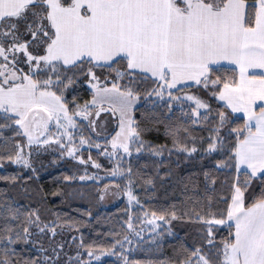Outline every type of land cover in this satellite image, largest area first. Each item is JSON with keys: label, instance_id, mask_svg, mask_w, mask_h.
Here are the masks:
<instances>
[{"label": "snow or ice", "instance_id": "snow-or-ice-1", "mask_svg": "<svg viewBox=\"0 0 264 264\" xmlns=\"http://www.w3.org/2000/svg\"><path fill=\"white\" fill-rule=\"evenodd\" d=\"M149 82L152 87L146 88ZM77 86L91 91L92 99L83 105L75 96L68 99ZM192 87L209 99L174 94ZM142 95L167 97L169 111L173 101L191 102L192 124L202 120L213 125L201 160L222 154L226 158L215 162V171L236 173L229 194L220 198L223 208L213 210L208 195L206 209L193 207L180 216L175 210L159 216L145 211L141 223L154 233L148 242L162 246L165 232L157 231V221L187 219L200 225L199 243L181 245L178 264H264V0H0V162L35 172V148L36 155L58 151L61 158L101 168L91 153L83 159L87 146L116 160L110 173L115 177L124 174L121 163L133 152L191 157L200 151L187 128L183 141L180 128L166 129L172 148L144 141L145 130L134 116ZM210 100L220 104L214 115ZM238 113L243 125L228 127ZM108 117L118 130L102 147L93 137L107 131ZM7 131L12 134L5 135ZM126 171L131 177L132 167ZM203 175L206 185L215 184L211 170ZM22 178L0 176L13 183ZM96 179L86 169L79 176L80 181ZM127 195L130 204L139 205L131 189ZM126 225L138 243L145 242L132 215ZM64 227L44 222L36 211L22 213L11 202L0 203V264H100L102 257L114 255L122 264H132L123 255L124 245L132 243L128 235L109 247L85 244L82 234L57 241V229ZM224 229L227 235L221 236ZM166 234L173 235L171 229ZM14 245L35 252L22 255L23 248L18 253Z\"/></svg>", "mask_w": 264, "mask_h": 264}, {"label": "trees", "instance_id": "trees-1", "mask_svg": "<svg viewBox=\"0 0 264 264\" xmlns=\"http://www.w3.org/2000/svg\"><path fill=\"white\" fill-rule=\"evenodd\" d=\"M145 87L150 88L152 85L149 82ZM184 90L206 100L209 99L206 93L199 91L196 87ZM72 96L76 97L77 104H81L91 98V91L86 86H77L74 92L68 94V99L71 100ZM210 103L214 115L220 104L215 100H210ZM134 116L140 128L145 130L142 139L151 145H166L167 148H172V137L166 134V129L180 128L181 140L183 141L190 133L195 138V147L200 150L191 157H188L186 153L176 152L169 156L167 151L163 156L156 157L144 150L124 160L121 167L125 169V172L116 182L121 192L126 181L131 180L132 188L139 201V205L134 209L129 211L124 200L103 207L99 199L100 190L105 184L110 183V180H102L98 183L80 181L78 178L82 175L85 165L68 157L51 161L46 155L33 160L32 165L36 169L35 172L13 165L7 160L0 162L3 163L0 176L11 177L19 174L23 177L14 183L0 180V203L11 202L12 207L20 208L22 213L36 211L44 222L56 221L57 224L65 225L63 230L57 229L60 233L56 237L57 241H67L72 236L79 239L82 234L85 244L95 243L104 247H109L115 239H123L125 235L129 236L130 232L126 225L129 215L133 216L134 222H137L145 211L149 215L155 211L159 216L168 215L175 210L180 216L184 211L193 207L197 210L206 209L208 195L212 197L213 210L223 208L224 205L220 203V198L229 194V188L236 173L234 169L215 171V162L226 158L222 154H213L211 158L201 160V152L207 147L206 138L213 125L202 120L200 123L192 124L195 118L189 111L184 112L174 106L169 111L166 100L155 101L152 97L145 99L143 95L137 104ZM231 119L234 122L228 127L242 126L244 123L240 116L232 115ZM184 128H187L189 133H185ZM223 131H227V128ZM11 134V131L5 133V135ZM16 139L23 142L22 137ZM187 144L188 147H192L193 141L188 140ZM90 152L103 168H110V162L106 158L94 151ZM3 154L7 155V153ZM83 158H87L86 150L83 151ZM129 166L132 167L131 177L126 171ZM206 170L212 171L215 184L206 185L203 175ZM166 173H171V175H165ZM65 176H75L76 179L66 181ZM149 178L152 179V184L145 183ZM54 193H61V195H54ZM68 193L72 195L69 196ZM197 200L200 201L199 204L196 203ZM199 227L200 225L188 222L187 219L172 220L170 224H164L160 230L165 232L160 242L161 247L145 240L132 250L126 252L123 249V255L127 256L132 264H178L179 259L183 257L181 245L191 247L199 243L197 235ZM76 228L79 231H76ZM168 229H171L173 235L166 234ZM220 235L226 236L227 230H222ZM43 243L45 247H48V237H44ZM13 247H16L18 253L23 248L22 255L25 256H30L35 252V249L31 247L24 248L22 245ZM70 251H75V245H72ZM2 255L3 253H0V256ZM100 264H122V260L115 255L102 257Z\"/></svg>", "mask_w": 264, "mask_h": 264}, {"label": "rangeland", "instance_id": "rangeland-1", "mask_svg": "<svg viewBox=\"0 0 264 264\" xmlns=\"http://www.w3.org/2000/svg\"><path fill=\"white\" fill-rule=\"evenodd\" d=\"M185 93L192 94V93H190L188 91H185V90L182 93H174V94L182 96ZM152 98L155 101H160V99L158 97L153 96ZM91 99H92V95H91V98L88 101H90ZM165 100L167 101V97H165ZM85 102L81 103L80 105H83ZM190 105H191V102H189V101H183V102L173 101L172 102V107L174 106V108L175 107L177 109L179 108L180 110H182L184 112L189 111V113L191 114ZM201 111H203V110H201ZM101 119H104V116H102ZM108 120L110 121V123H108V125H107V131L103 132L102 135L99 136V137H96V136L93 137V139L97 143L101 144L102 147L106 144V138L110 139L111 135H114V131L118 130V129H116V122L114 120H112L111 117H108ZM85 123H87V122L85 121ZM84 135L87 136V135H89V133L87 131H85ZM77 143H78V139H77ZM108 147H109V150H110V145ZM84 150H86V153H87V158H85V160L88 159L89 153H91L90 151H94L96 153H99L98 155L106 158V160L108 162H110V168L109 169H105L102 166H101V168L97 169V168L92 167L91 163H89L88 165H85L83 167V170H82V175L85 174V169H86L88 175H95V176L98 177V179H96V180H85L83 182L95 181V182L98 183V182H100L102 180H110L111 181L110 183L105 184L100 190L99 199H100L101 196H103V199H100L101 205L103 207H107V206H111V205H113L115 203H118L121 200H124L127 203L129 211L134 209L137 206L136 201H133L130 204L129 203V199H128V195H127V192L129 191V189H131V191L135 195L134 190H133L132 185L130 184V182L126 181L123 189L120 192L119 185H118V183L116 181L122 175H118V176H115V177L110 175L111 170L116 166V160L115 159L110 160L109 157H107L106 155L102 154V152L100 150L96 149V148L88 149L87 146H85V148L82 151H84ZM25 151L27 152L28 150L25 149ZM32 151H33L32 162H33L34 159L40 158V156H43V155H46L47 157H49V159L51 161H55L57 158H61L58 151L57 152H53L51 150H42L40 155H36L35 154L36 153V149L35 148ZM133 154H136V153L133 152ZM91 156H92V154H91ZM64 157H67V156L65 155ZM92 160L95 161L93 156H92ZM95 163H97V162L95 161ZM106 186H107V190H105ZM136 198H137V196H136ZM137 200H138V198H137ZM143 219H144V213L140 215V218H139V220L137 222H134V227H135L136 231L143 230V231H141V235H143L145 237L146 241H149L151 236L154 235V233H152L150 225H148L147 223H141V220H143ZM157 223H159L161 225V227L159 229H157V231H160L165 223H163L161 221H157ZM129 238L132 240V243L131 244H127L126 243L124 245V250L126 252L129 251V250H132L133 248H135L137 246V244H139L137 242V238L133 235V233L130 232ZM61 241H63V240H61Z\"/></svg>", "mask_w": 264, "mask_h": 264}, {"label": "crops", "instance_id": "crops-1", "mask_svg": "<svg viewBox=\"0 0 264 264\" xmlns=\"http://www.w3.org/2000/svg\"><path fill=\"white\" fill-rule=\"evenodd\" d=\"M255 71H256L257 73H259L260 70L257 69V70H255ZM218 103H219V102H218ZM233 115L242 117V114H239V113H238V114H233Z\"/></svg>", "mask_w": 264, "mask_h": 264}]
</instances>
